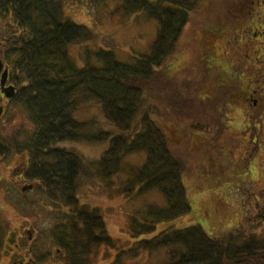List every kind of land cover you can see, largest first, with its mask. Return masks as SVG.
Segmentation results:
<instances>
[{"label": "trees", "instance_id": "16d2710c", "mask_svg": "<svg viewBox=\"0 0 264 264\" xmlns=\"http://www.w3.org/2000/svg\"><path fill=\"white\" fill-rule=\"evenodd\" d=\"M240 1H222L224 8L216 24L222 26L223 34L216 35L217 42H224L225 38L233 42L238 32L255 25L257 8H264V3L258 5L256 0ZM109 2L128 13L142 10L147 17L157 20V35L150 51L132 62H121L113 51L98 49L94 52L96 63L76 67L69 57L68 46L91 39L93 31L65 16V9L97 10ZM205 2L207 0H0V22L9 28L5 31L0 25V45L4 47L0 52L10 66L9 82L16 90L12 101L25 109L33 126L28 145L24 147L28 151L29 165L23 175L36 180V190L50 201V210L58 224L50 227L49 233L53 245L63 254L64 264H90V256L101 244L113 245L99 209L80 204L78 191L84 185L111 197L157 189L165 199L164 206L149 202L141 209L143 223L132 217L130 231L154 234L138 239L132 249L121 251L117 258L126 253L133 257L140 251L151 253L166 248L168 261L164 264H264L263 184H255L254 188H249L252 181L234 185L242 196L241 214L235 226L218 236L209 235L198 223L157 228L160 222L174 220L191 207L183 178V158L174 152L176 142L171 146L170 136L150 113L140 114L142 93L145 88L150 89L164 63L177 52L189 13ZM239 7L247 14H239ZM225 44L227 49L231 48L230 57L231 54L238 56L235 63L245 65L238 70L250 68L245 55H238L239 43L230 45L226 41ZM232 63L233 59H229L226 68L231 70L229 64ZM219 67L225 71L222 65ZM209 92L212 94V90ZM236 96L244 97L243 94ZM226 98L224 95L223 99ZM262 98L264 100V95ZM89 104L96 105L104 118L123 133L110 136L105 130L91 132L93 122L77 117V112ZM251 125L252 136L260 139L257 128L261 124L252 121ZM196 126L208 132L207 148L210 149L209 152L204 150L208 157L220 149L223 133L219 137L212 136L213 129L209 125ZM247 127L250 126L241 121L236 133L246 135ZM223 130L230 131V127L224 124ZM202 137L205 135L195 136V139L198 142ZM108 139V148L89 165L82 155L67 146ZM249 142L252 146L249 151L240 147L247 155L245 162L258 153V142ZM12 144L7 140L0 142V163L13 148ZM227 150L232 158L240 156V151L234 154ZM191 151L192 155L202 152L196 148ZM139 152L145 153L140 166L124 161L126 156ZM15 234L11 232L12 236ZM6 249L9 251L8 247ZM48 256L40 252L31 257L32 261L11 264H41Z\"/></svg>", "mask_w": 264, "mask_h": 264}, {"label": "rangeland", "instance_id": "374dc122", "mask_svg": "<svg viewBox=\"0 0 264 264\" xmlns=\"http://www.w3.org/2000/svg\"><path fill=\"white\" fill-rule=\"evenodd\" d=\"M222 1L224 2L207 0L197 10L189 13L177 52L164 63L150 89L145 88L142 93L140 114L149 112L165 134L175 139L169 137L171 146L176 142L177 150L174 152L183 158V178L191 207L189 212L174 220L160 222L158 229L167 226L179 228L198 223L209 235L218 236L224 230L235 226L241 214L242 196L234 185L246 181L254 183L249 184V188H254L255 184L264 185V125L261 122L259 129L257 128L260 139L252 136L250 114L233 109L234 104L231 105L227 101L229 89L226 87V90H223L222 85L225 72L253 70L251 67L238 70L240 66L245 65L235 63L234 60L238 56L231 54L230 57L231 48L227 49L225 42L228 41L230 45L234 42L239 43V56L247 53L252 55L256 49H260L258 55L264 57V37H261L260 42L251 39L255 28L252 24L238 32L233 42L230 38H225L224 42H217L216 35L223 34L222 26L216 24L224 8ZM238 12L242 15L247 14L241 11V7L238 8ZM64 13L73 22L84 24L93 31L91 39L68 46L69 57L76 67L96 63L94 52L98 49L113 51L121 62H132L135 57L150 51L157 35V20L147 17L142 10L125 12L114 2L98 7L97 10L68 7ZM259 24L264 26L263 8L256 11V25ZM241 33L244 35L242 40ZM229 59L230 61L233 59L234 62L229 64L231 70L226 68ZM219 65H222L225 71L220 69ZM260 66L259 71L264 73V65ZM227 69L229 71H226ZM238 81L236 80V83ZM249 86L247 83V87ZM209 90H212V94ZM224 95L227 100L223 99ZM77 117L84 121L91 120L93 124L90 131L93 133L98 130H105L110 136L123 133L115 124L104 118L96 105L89 104L80 109ZM232 120L238 122L236 126L231 124ZM241 121L250 126L247 127L249 132L247 131L246 135L245 132L244 135L236 133ZM203 124L213 129L212 136L219 137L223 133L222 141L219 142L220 149L213 151L208 157L204 153V150L209 152L210 149L207 148L208 132L196 126ZM224 124L230 127V131H221ZM32 130L33 126L25 109L20 105L8 104L4 116L0 118V142L7 140L13 143V148L6 153L7 158L0 163V264L29 261L34 254L40 252L42 255L49 254L41 264L65 262L62 253L56 251L49 233L50 227L58 224L47 203L50 201H46L35 189L20 191V187L30 183L27 179L16 183L18 167L21 166L22 159L27 157V150L24 147L28 145ZM204 135L205 137L196 141L195 136ZM250 140L258 142V153L245 162L247 155L240 151V147L243 146L245 151H249L252 147ZM67 146L82 155L85 163L89 165L108 148L109 139L100 142L80 141ZM232 147L235 149H230ZM194 148L202 152L198 151V154L192 155L191 150ZM227 149L232 150L234 154L240 151V156L232 158L233 155L231 152L229 154ZM144 160V152L124 158L126 163L135 166H140ZM97 182L101 184L100 180ZM78 197L80 204L99 209L106 223L108 235L113 241L111 246L101 244L95 254L90 256V264H164L168 261L166 248L151 253L140 251L133 257L126 253L117 258L121 251L132 249L138 239L148 238L154 234L130 231L129 223L134 218L140 223L144 222L141 209L144 210L147 203L156 202L159 206L166 204L163 195L157 189L143 194L111 197L100 194L96 188L92 190L84 185L79 189ZM55 217L58 218L59 215L55 213ZM31 228L35 232L29 239L28 234L25 235L24 232L25 229ZM11 232H15V236L20 233L14 241L18 242L19 247L8 251L6 244L13 247L14 242H10V238L15 239Z\"/></svg>", "mask_w": 264, "mask_h": 264}, {"label": "flooded vegetation", "instance_id": "af4514ba", "mask_svg": "<svg viewBox=\"0 0 264 264\" xmlns=\"http://www.w3.org/2000/svg\"><path fill=\"white\" fill-rule=\"evenodd\" d=\"M255 2L258 5H260L264 3V0H256ZM258 9L259 8H257V10ZM0 25L4 26L5 24L4 22L1 21ZM4 30L9 31V28L7 25L4 26ZM243 36L244 35L241 34L240 37L243 38ZM258 36H260V38ZM261 37H264V26L261 24L256 25V16H255V28L252 31L251 39H254V41L260 42ZM238 47L240 48V44L238 45ZM1 49H4V47L0 45V51ZM259 50L256 49V52L253 53L252 56H249L248 53L245 55L246 60L249 62L250 67L253 70L225 72L222 77V81H223L222 85L223 87L224 86L227 87L229 89V92H231V96L228 97V101L234 102V106L231 104L234 110L245 111L251 116L250 122L252 121L254 122L256 121L257 123L262 122V124L264 125V118L261 119V117H264V100L262 98V96L264 95V73L259 71V69L261 68L260 65H264V57L258 55ZM0 58L3 62V68L1 72H3L5 67L7 68V72H8L7 80L5 81L4 86L12 85V83L9 82L10 66L7 64V62L2 57L1 52H0ZM1 72H0V77H1ZM232 80H235V82H232ZM236 80H239L238 83H236ZM245 80H247L246 83H245ZM247 83L250 85L249 87H247ZM240 94H243L244 97L240 98L238 96L239 97L238 98L236 96ZM10 100L11 99L4 97V95L1 92V87H0V108H2V114L0 118L4 116L8 104L12 103V101ZM260 102L262 103L261 107H260ZM236 123H237L236 120L231 121L232 125H236ZM22 160H23L22 163H20L21 166L18 167L19 171L17 172V176H16L18 178V181L16 183L20 182L21 180H24L23 171L25 170V167L28 161H27V157H24ZM19 235L17 234L15 236V239H12L11 242H14L15 240H17ZM12 245L13 247L12 246L10 247V245L7 244V247L9 250H11L12 248L17 249L19 247L18 242H14Z\"/></svg>", "mask_w": 264, "mask_h": 264}, {"label": "water", "instance_id": "95a60500", "mask_svg": "<svg viewBox=\"0 0 264 264\" xmlns=\"http://www.w3.org/2000/svg\"><path fill=\"white\" fill-rule=\"evenodd\" d=\"M2 69V63L0 61V70ZM6 74H7V70L5 69L4 72L2 73L1 75V86L3 87L4 86V83H5V80H6ZM3 93L5 94L6 97H11L13 95V88H5L2 90ZM0 114H1V110H0ZM31 188V185H28V186H24L22 187V190L24 191L25 189H30ZM28 235H29V238H30V234H31V231H27Z\"/></svg>", "mask_w": 264, "mask_h": 264}]
</instances>
